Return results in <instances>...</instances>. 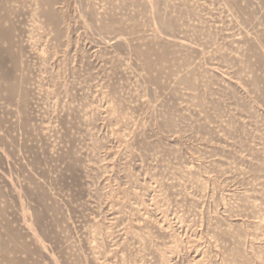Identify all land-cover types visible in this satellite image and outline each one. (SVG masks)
Segmentation results:
<instances>
[{"label":"rangeland","instance_id":"374dc122","mask_svg":"<svg viewBox=\"0 0 264 264\" xmlns=\"http://www.w3.org/2000/svg\"><path fill=\"white\" fill-rule=\"evenodd\" d=\"M0 264H264V0H0Z\"/></svg>","mask_w":264,"mask_h":264}]
</instances>
